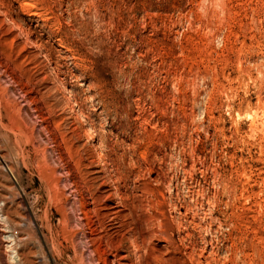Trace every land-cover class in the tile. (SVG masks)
I'll list each match as a JSON object with an SVG mask.
<instances>
[{
  "label": "rangeland",
  "instance_id": "obj_1",
  "mask_svg": "<svg viewBox=\"0 0 264 264\" xmlns=\"http://www.w3.org/2000/svg\"><path fill=\"white\" fill-rule=\"evenodd\" d=\"M0 264H264V0H0Z\"/></svg>",
  "mask_w": 264,
  "mask_h": 264
},
{
  "label": "bare ground",
  "instance_id": "obj_2",
  "mask_svg": "<svg viewBox=\"0 0 264 264\" xmlns=\"http://www.w3.org/2000/svg\"><path fill=\"white\" fill-rule=\"evenodd\" d=\"M73 103V102H72ZM71 103V104H72ZM76 104V103H75ZM76 107V106H75ZM22 134V133H21ZM93 140H94V138H93ZM94 148V147H93ZM96 148V147H95ZM92 149V148H91ZM96 150V149H95ZM100 156V155H99ZM103 156V155H102ZM79 158V157H78ZM81 160H82V158H81ZM80 211H81V214H83L85 217H87V214L85 213L88 209H87V206H86V204L84 203V202H81L80 203ZM84 212V213H83ZM47 219V218H46ZM48 220V219H47ZM66 219H65V222L64 223H66ZM46 223H47V221H46ZM50 225V224H49ZM51 227V226H50ZM5 230L6 231H8V228H5ZM50 231H51V229H50ZM9 232V231H8ZM6 239L10 242V244L12 245L13 244V242L15 243V240H14V237L12 236V235H8V236H6ZM11 251H12V249H11ZM13 252V251H12ZM13 255H12V259H11V261L12 260H16V257H15V254L14 253H12ZM14 256V257H13ZM14 260V261H15Z\"/></svg>",
  "mask_w": 264,
  "mask_h": 264
}]
</instances>
